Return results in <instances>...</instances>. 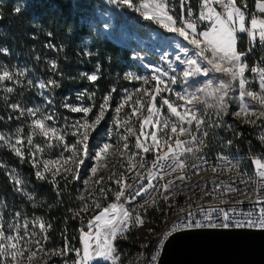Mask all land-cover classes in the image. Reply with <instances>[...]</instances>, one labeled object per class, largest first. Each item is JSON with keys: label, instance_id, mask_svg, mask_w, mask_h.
Wrapping results in <instances>:
<instances>
[{"label": "rangeland", "instance_id": "374dc122", "mask_svg": "<svg viewBox=\"0 0 264 264\" xmlns=\"http://www.w3.org/2000/svg\"><path fill=\"white\" fill-rule=\"evenodd\" d=\"M260 2H264V0H260ZM98 3L101 4V8L99 6L94 8V10H96L98 22L89 20L88 17H86L84 21L88 22L89 25L91 24L93 27L97 25L101 33L104 32L114 41L116 40L120 44L131 49H140L139 53L136 56L134 55V58L138 60L139 58L141 59L140 67L142 72L130 68L127 72V77L139 76L142 79L136 80L138 84L135 86H130L121 90L118 101L114 106L109 104L105 111V114L109 112L110 115L109 120H107V127H101V124H99L95 129H92L88 139V154L84 155V153L81 152L77 157H74V159L78 160L79 156H83V163L79 165V168L76 167L72 160H68V162L65 163L64 161L71 156V152L63 150L61 146L49 147L48 144L45 143L46 138L39 134L38 129L34 128L32 121L35 118L43 119L44 117L52 116V120L45 121L46 126H55L61 132H63V129L67 128L69 135L65 136L64 143H68L71 146L75 144L78 139L82 138L70 135V133L74 131L71 125L76 121H83L86 114L81 113L75 117L63 115L62 118H60L56 111H54L45 88L41 89L39 87L41 83L40 79L31 75V71L28 72V70H24L22 66H20L19 73L23 72L25 81L28 82L29 87V81H31L32 87L29 90L21 91L24 94L23 96L14 91L13 88L14 84L20 83L19 79L0 81L1 96L7 98L8 108L18 113V115L15 114L16 118L19 116L25 117L23 122L26 126V130L20 125L16 126L14 129H10L7 126L4 127L0 131V136L4 137L3 142L9 146L10 143H15V141L19 139L21 143L17 146L20 147L21 150L25 149L28 151L29 160L32 164L34 159L40 161L38 170L43 172V174L53 176L52 172L59 169V172L72 174L73 177L75 175L74 179L79 185L78 198H80L82 203L81 208L82 210H88L85 227L78 232L79 244L74 248L75 251H72L74 258L68 259L65 253L62 252V255H57L56 260H49L52 250L45 248L44 239L41 237L43 230L40 225L43 224L45 226L41 218L37 216L33 218L21 217L18 213H11L10 216L6 217L0 210V230L4 232L5 236L12 235L14 237H21L19 242L13 241V243L17 244V255L15 259H13L11 255H0V264H78L79 257L77 252L82 254L83 250V241L81 239L82 232L91 231L88 228V222L93 220L94 216L99 214L102 208L108 207L112 203H123L124 207L132 214V220L128 224L127 230L136 224V216H139L141 220L144 219L147 216L148 209L154 207L155 201L159 198L157 195L148 194L147 191L135 195L142 185L147 189L146 175L148 172L141 174L146 180L139 179V177L135 175L136 168L132 167L141 155L147 157V154H149L147 158H153L167 151L169 146L176 152H181L183 149L185 150V148H191L192 151L190 153H206V143L204 141L207 139L212 142H217L220 146L219 152L216 153H220L221 151L233 153L234 149L231 148L232 146L228 142L227 137H230V135L232 136L233 133L237 134L238 129L236 126L244 123H247L250 128H252V134L255 140L257 137L264 135V116L261 115V113L264 112V105H260L258 101L252 102L247 96L242 100L239 95L240 90L237 81H231L230 77L225 76V74L212 70L211 65H209L203 57L199 56L198 50L187 40L178 33H174L168 28H164L162 25L158 24L155 20L150 19L155 12V5L161 3V1L129 0V5H125L122 0H98ZM145 5H147V7H144ZM256 7L255 11L262 13ZM143 20L150 21L152 25H154H151L152 28H150L143 23ZM172 26L181 27L184 25L176 23L175 25H170V27ZM208 26L209 22H207L202 29H198V31L206 30ZM237 43H242V45H244L241 38H237ZM237 51L240 52L239 49H237ZM206 55L210 54L206 53ZM191 60H195L196 64H189ZM242 62L244 63V61ZM244 64L247 65V63ZM197 66H199L200 71H195ZM224 66L228 67L227 64ZM205 69L208 71L205 72ZM4 70V64L0 63V73ZM185 71L193 72V75L185 77L183 75ZM165 73H167V75H165ZM157 75L160 76L161 80L165 82V85L171 89L170 91H163L157 96V107H161L162 98H167L182 114L185 110H188L189 118L192 113L195 112L196 116L203 121L199 129H197L195 122L188 125L185 121L183 126L186 128V132L180 133L178 118L164 106L161 108L159 119L168 121L167 128L165 129L161 124H157L155 121L158 118L153 117V124L146 125L143 128L145 135H141V123L143 117L148 115L147 102L150 99L145 90H154L156 81L153 79V76ZM173 77H175V81H173ZM145 80H147V83H145ZM222 81L231 83L232 85V87L228 89V95L224 97L227 111L221 107V101L219 100L223 92L216 91L220 88ZM9 87L13 89L11 93L7 92V88ZM161 87H164V85H161ZM247 88L246 86V90ZM177 93H180L185 99L178 98ZM256 93L261 94L259 91H256ZM127 97H131V99L125 102ZM138 100L144 103L143 108H139V106L135 104ZM240 101L250 106L251 111H249L247 115L243 113H241L240 116L235 115L236 112H240ZM103 103L104 101L101 104ZM121 104H124V107L121 109L120 114L117 115L115 109ZM13 105H17V107L13 108ZM100 105L98 107L99 111L94 118L92 120L88 119L89 123L94 121L96 116L99 115ZM63 106L67 109L68 107L70 109L72 106L85 107L81 98L78 96H75L72 101H65ZM134 106L138 107V111L135 115H132L131 113ZM22 109H39V111H37L35 117H33L29 116L27 111L21 114ZM256 119H259L260 122L256 123ZM117 120L120 121L119 124L115 123ZM173 123L177 124L176 134L171 133V125ZM129 128H131V132L128 131ZM17 129L21 131L18 133ZM81 131H83V129H81ZM152 131L157 132L159 146L153 147L149 152H144L143 148H137V136L140 138V143L145 147L152 145L150 135ZM205 132L207 135H204ZM28 136L32 137L33 145L27 144ZM193 136L198 137L203 143L194 141L192 139ZM122 137H127V140L125 141ZM177 139L183 141L179 148H177L175 144ZM221 139L225 140L220 141ZM125 142L128 144L127 149L124 148ZM50 143L55 144V140L50 139ZM106 143L110 145L109 149L97 160L95 158V153L99 152ZM35 145H40L41 151H35L34 154H32ZM61 156H63L64 159H60ZM44 159L60 160V162L55 166H50L52 172H45L42 166V161ZM255 161L256 160H252L251 163L257 166ZM93 167L97 168L95 174L91 171ZM68 169H70V171H68ZM15 180L16 182L18 181L17 178H15ZM117 180H121L126 189L125 196L121 197L120 201L116 200V194L121 191V185L117 183ZM127 185H131L132 187L127 188ZM97 204H99V207H97ZM163 205H167V203L161 201L159 208L154 207L158 212L161 209L159 215L160 223L167 216L168 212V210L166 212L164 211ZM155 234L156 231L150 233L151 240L149 244L153 240ZM122 236H124V234H118L117 238ZM149 244L141 242V248H139L136 253L132 255H123L119 253L113 240V247L116 250L113 255L114 257H118V259L114 261L113 259H106L104 255L96 258L94 255L95 241H93V248L90 250L92 255L87 261V264H143L145 262V254L150 246ZM69 248L71 247L69 246Z\"/></svg>", "mask_w": 264, "mask_h": 264}, {"label": "trees", "instance_id": "16d2710c", "mask_svg": "<svg viewBox=\"0 0 264 264\" xmlns=\"http://www.w3.org/2000/svg\"><path fill=\"white\" fill-rule=\"evenodd\" d=\"M97 6L101 8L98 0H0V63L13 75V80H20L14 84V91L23 96L21 91L32 88L19 73L22 66L46 85V94L60 118L81 114L63 106L65 101L78 96L85 107L92 108L86 114L92 120L106 96L111 97L109 104L114 106L121 90L138 84L127 77V72L130 68L142 72L141 59L134 58L140 49L124 46L101 33L97 25L93 27L84 21L88 17L98 22L94 10ZM143 23L150 28L154 25L147 20ZM241 48L242 43H237V49ZM92 74L98 76L97 81L86 78ZM15 114L18 115L8 108L7 98L0 94V131L6 126L14 129L19 125L26 130L25 117L17 119ZM109 116L106 112L101 127H107ZM236 128L238 133L227 137L231 148L257 151L259 144L252 128L247 123ZM204 142L207 154L219 152L217 142L208 139ZM21 151L23 157L0 140V210L6 217L18 213L21 217L41 218L45 224L41 237L45 248L52 250L49 260H56L57 253L62 252L73 259L68 249L78 246V232L85 227L88 212L81 208L79 185L72 174L64 172H58L55 177L44 174L47 179H38L35 174L38 169L30 162L28 151ZM53 178L56 183H52ZM155 202L154 207L159 208L161 199ZM154 207L148 209L142 224L136 223L124 236L114 240L120 254L132 255L141 248V242L149 244L150 233L161 225V209L158 212Z\"/></svg>", "mask_w": 264, "mask_h": 264}, {"label": "snow or ice", "instance_id": "6c2138e0", "mask_svg": "<svg viewBox=\"0 0 264 264\" xmlns=\"http://www.w3.org/2000/svg\"><path fill=\"white\" fill-rule=\"evenodd\" d=\"M122 2L125 5H129V0H122ZM183 3V0H182ZM215 3L218 5H221L223 8L222 12L216 11L215 8H213L211 5ZM144 7H147L145 5ZM202 8L204 11L200 12V15L197 19H190V20H184L181 23L184 26L181 27H175L170 25H175L176 21L173 19L171 15L168 14V10H166L165 4L163 2L158 3L155 5V12L150 19L155 20L158 24L162 25L164 28H168L170 31L174 33H178L180 36H182L185 40H187L191 45H193L197 50L199 56L203 57L209 65H211L212 70L216 72H220L225 74V76L230 77L231 81H237L238 87H239V95L241 99L245 96L252 98L253 101H258L260 105H264V68L257 69L256 67H252L250 69L251 72H259L260 81H259V89L261 94H258L254 91L246 90L247 87H251V82L246 78L245 76V70L247 65L244 64L243 56L237 51V34L243 33L247 34L248 36L252 37L253 39L256 38L258 33L259 41L264 42V19H257L255 16L251 17L250 20V27H246V15L245 12L241 10V8L237 7L235 0H203ZM257 8L260 10V12H264V2H260L258 0L257 2ZM17 11V10H16ZM189 16H191V12H189ZM205 21L209 22V26L206 30L198 31V27L200 24L204 23ZM206 53H209L210 55H206ZM189 64H196L195 60L189 61ZM227 64L228 67H225L224 65ZM158 71V70H157ZM195 71H200L199 66L195 69ZM205 72L208 70L205 69ZM20 75H23V72L20 73ZM167 75V73H165ZM185 77H189L193 75V72L185 71L183 73ZM89 81L95 82L98 79V76L95 74L87 75L86 77ZM130 79L140 80L142 79L139 76H129ZM153 79L156 81V87L154 90H145L148 97L150 99L147 102V116L143 117L142 123H141V135H145L143 132V128L146 125L153 124V117H157L158 119L155 121L157 124H161L163 128H167L168 121L159 119L161 108L166 106L167 109L178 118V122L180 123L179 132L185 133L186 128L183 126L184 122L186 121L188 125L193 124L195 122V125L197 129L200 128L203 121L198 118L195 114V112L192 113L191 117L188 116V110H185L182 114L180 111L177 110V107L173 105L172 102L169 101L167 98L161 99V107L158 108L156 105L157 96L160 95L163 91H170L163 80H161L160 76H153ZM5 80H13V75L9 73V71L4 70L2 73H0V81ZM173 81H175V77H173ZM31 83V81H29ZM50 84L55 85V81H49ZM145 83H147V80H145ZM161 85H164V87H161ZM58 86V85H57ZM39 87L41 89L45 88L46 85L42 82L40 83ZM232 87L231 83H227L222 81L220 88L216 91L223 92V95L219 97V100L221 101V107L224 108L225 111H227L226 105L224 103V97L228 95V89ZM13 89L11 87L7 88V92L11 93ZM178 98L185 99L184 96H181L180 93H177ZM111 97L106 96L104 98V103L100 105V113L96 116L95 120L91 123L88 122L87 116L83 119V121H76L74 122L71 127L74 129L73 132L70 133V135L74 137H82L81 139H78L75 144L69 145L68 143H64L65 136L69 135L68 129H63V132H61L57 127L55 126H46L45 121L46 120H52V116L41 118H35L32 121V125L35 129L39 130V134L46 138L45 143L48 144L49 147H55V146H61L63 150H67L71 152V156L68 157L67 160L64 162L67 163L68 160H72L73 163L76 165L77 168H79V165L83 163V156H79V159L76 160L74 157H77L79 153L83 152L84 155H87V149H88V139L89 135L91 134V130L95 129L97 125L100 124L101 120L104 118L105 111L107 107L109 106V101ZM131 97H127V100H130ZM136 105L139 106V108L144 107V103L141 101H136ZM67 106V105H66ZM13 108H16L17 105H13ZM124 107V104H121L120 106L116 107L115 111L117 115L120 114L121 109ZM72 112L77 113H84L87 114L92 111V108L90 107H84V106H72L70 108ZM24 111H27V114L29 116L35 117L36 112L39 111V109H22L21 114L24 113ZM138 111V107L134 106L132 109V115H135ZM251 111V108L249 105L241 103L240 105V112H236L235 115L240 116L241 113L244 115H247L248 112ZM262 116H264V112L261 113ZM115 123L119 124L120 121L117 120ZM83 129V131H81ZM21 130L17 129V132L19 133ZM129 132H131V128L128 129ZM171 133L176 134L177 133V124L173 123L171 125ZM152 145L149 147H145L143 144L140 143V138L137 136L136 138V147L137 148H143L144 152H149L152 150L153 147H158L159 142L157 140V132L152 131L150 133ZM204 135H207L205 132ZM4 137L0 136V140H3ZM50 139L55 140V144L50 143ZM125 141L127 140V137H122ZM194 141H199L200 143H203L202 140H199L198 137L193 136L192 138ZM21 141L17 139L15 143H10L9 147L12 151L16 153L17 156L23 157V152L21 151V148L18 147ZM167 143V142H166ZM183 143V141L177 139L175 141L176 147L179 148V146ZM27 144L33 145V140L31 136L27 137ZM110 145L104 144V146L100 149L99 152L95 153V158L99 160L108 149ZM124 148H128V144L125 142ZM35 151H41L40 145L34 146V151L32 154H34ZM185 151L191 152V148H185ZM171 154V155H170ZM171 158L173 160V165H169V167L172 169L173 172H175L177 169H183L184 164L182 161L178 159V154L174 152L173 148L171 146L168 147L167 151L163 152V155H157L156 161L153 163V168L160 167L159 161L166 160ZM60 159H64L63 156L60 157ZM60 162V160H51V159H44L42 161V166L45 172H52V168L50 166H55ZM257 168L259 169V175L261 177H264V163H262L259 159L255 161ZM33 165L39 169L40 167V161L38 159L33 160ZM144 165L141 163L139 167H143ZM133 168L137 167V165H132ZM70 171V169H68ZM93 174L97 172V168L93 167L91 169ZM59 172V169H57L55 172H52L53 177ZM36 176L38 179H47V177L44 176L43 172L40 170L36 171ZM167 174V173H165ZM159 174H157L156 177L151 175V170H149V175L147 177L148 179V185L149 188L146 189L143 185L141 188L135 193V195H139L143 191H147L151 188H154L155 185L152 184V181L154 179H157ZM75 178V175L74 177ZM139 179H145L144 176H139ZM178 179L183 180L184 177L180 176ZM19 183V181H17ZM52 183H56L55 179L53 178ZM87 183V182H86ZM117 183L121 185V191L116 194V200L120 201L121 197L125 196V185L122 183L121 180H117ZM131 185H127V188H131ZM162 187L167 191L168 189L173 187V183L169 181L168 183L162 185ZM167 197H165L166 199ZM97 207H99V204H97ZM215 211V210H214ZM223 215V220L221 223L217 224L214 222L213 217L211 213H206L204 216V220L207 222H202L200 220H194V214L189 213L188 218L186 222H183L182 225H177L175 228H173V232L176 231V228L184 227V228H203V227H223L228 228L231 225L232 220L234 217H230L229 213L226 211H223L222 209L219 210ZM248 216H251V213L247 214ZM132 220V214L129 212L127 208L124 207L123 203H112L108 207L102 208V210L99 212V214L94 216L93 220H90L88 222V228L91 230L89 232H82L81 239L83 241V250L82 254L80 252H77V255L79 257L78 264H87V261L91 258L92 252L90 251L93 248V241H95V252L96 254L104 255L106 258L113 259L114 261L118 259V257H114L115 248L113 247V240H115L118 236V234L123 235L124 232L127 230L128 224ZM137 224H142L143 221L139 216L135 217ZM242 226H248V227H259L264 228V208L261 209L259 216L254 219H249L246 221H237L236 227H242ZM11 227V226H10ZM41 229H44V225H40ZM169 235H172L170 232ZM21 237L19 236H12L8 235L5 236L4 232L0 230V255H11L13 256V259H15L17 252V244L13 243V241L19 242ZM68 251H75L74 249L69 248ZM59 255H62L63 253H57ZM153 261H155L156 257H151Z\"/></svg>", "mask_w": 264, "mask_h": 264}, {"label": "built area", "instance_id": "2783aa9c", "mask_svg": "<svg viewBox=\"0 0 264 264\" xmlns=\"http://www.w3.org/2000/svg\"><path fill=\"white\" fill-rule=\"evenodd\" d=\"M165 4L169 15L173 17L176 23L184 20L197 19L202 8L203 0H159ZM237 7L241 8L246 15V27H250L252 16L257 19H264V16L255 11V0H235ZM216 11L222 12L221 5L213 3L211 5ZM191 12V16H189ZM204 23L200 24L198 29L205 27ZM242 35V36H241ZM238 39L244 42L243 48L239 50L242 54L244 63H247L245 76L251 82L249 91H259V72H251L252 67L257 69L264 68V42L259 41L258 33L255 39L247 34L238 33ZM261 93V92H260ZM252 100V98L249 97ZM241 101L239 104L241 105ZM259 149L255 152L241 151L234 147V151L220 153H190L188 151L176 152L178 159L183 162V169H177L175 172L169 167L173 165L171 158L159 161L160 167L153 168V163L157 156L153 158L138 157L135 161L136 176L151 170V175L157 179L152 181L154 188L147 190L148 194L157 195L159 200L167 203L163 205L167 216L161 222L159 229L149 244V248L145 254V262L143 264H156L157 256L161 248L162 240L177 225H182L187 221L188 214H194V220H204L206 213H211L215 223L219 224L223 220V215L219 210L229 213L230 217H234L230 227L236 228L237 221H246L259 216L262 208H264V177L259 175L257 166L252 165V160H260L264 163V135L257 137ZM158 155H163L158 154ZM171 155V154H170ZM143 167H139L140 164ZM148 164V165H146ZM174 166V165H173ZM167 173V174H165ZM183 176L184 179H178ZM145 178V180H146ZM171 181L173 187L165 191L162 185ZM147 189L149 188L148 179L146 180ZM165 197H167L165 199ZM215 210V211H214ZM251 213V216L247 214ZM249 228L248 226H242ZM223 228V227H220ZM259 228V227H250ZM186 229L184 227L176 228ZM261 229V228H259ZM155 256L153 261L151 257Z\"/></svg>", "mask_w": 264, "mask_h": 264}, {"label": "water", "instance_id": "95a60500", "mask_svg": "<svg viewBox=\"0 0 264 264\" xmlns=\"http://www.w3.org/2000/svg\"><path fill=\"white\" fill-rule=\"evenodd\" d=\"M156 264H264V228H186L167 235Z\"/></svg>", "mask_w": 264, "mask_h": 264}, {"label": "bare ground", "instance_id": "6f19581e", "mask_svg": "<svg viewBox=\"0 0 264 264\" xmlns=\"http://www.w3.org/2000/svg\"><path fill=\"white\" fill-rule=\"evenodd\" d=\"M94 255H95V257L97 258V257H100L101 255L100 254H96V252L94 253ZM93 255V256H94ZM103 256V255H102ZM105 257V256H104ZM106 258V257H105ZM107 259V258H106Z\"/></svg>", "mask_w": 264, "mask_h": 264}, {"label": "crops", "instance_id": "0c3cea01", "mask_svg": "<svg viewBox=\"0 0 264 264\" xmlns=\"http://www.w3.org/2000/svg\"><path fill=\"white\" fill-rule=\"evenodd\" d=\"M257 1H258V0H255V2H254V3H255V7H256V4H257L256 2H257ZM256 8H257V7H256ZM257 10H258V9H257ZM262 13H263V12H262ZM263 14H264V13H263Z\"/></svg>", "mask_w": 264, "mask_h": 264}]
</instances>
